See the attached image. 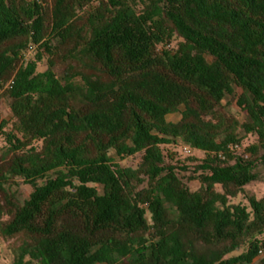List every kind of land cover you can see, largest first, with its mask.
Here are the masks:
<instances>
[{"label": "trees", "instance_id": "trees-1", "mask_svg": "<svg viewBox=\"0 0 264 264\" xmlns=\"http://www.w3.org/2000/svg\"><path fill=\"white\" fill-rule=\"evenodd\" d=\"M1 99L12 264H264V197L232 202L264 170V0H0ZM71 193L121 236H44Z\"/></svg>", "mask_w": 264, "mask_h": 264}, {"label": "rangeland", "instance_id": "rangeland-1", "mask_svg": "<svg viewBox=\"0 0 264 264\" xmlns=\"http://www.w3.org/2000/svg\"><path fill=\"white\" fill-rule=\"evenodd\" d=\"M36 48L31 49L25 55L26 58H29L34 55ZM226 102L229 103V108L233 114H235L238 118L244 119L245 115L241 111V109L237 106L236 100L232 97H227ZM169 120L177 121L180 118V114L171 115L168 117ZM7 121L8 127L12 125L11 119V111L5 99L0 100V122ZM255 140V137L251 135H247L244 137L243 145L247 147L250 143ZM185 154L190 153L191 155H201L200 152L194 150H186V148H182ZM142 153H135L127 156L124 160L118 159L114 165H118L122 168L127 166H135L141 160ZM258 179L255 182L250 183L244 188V191L240 192L235 198L232 199L233 203H241L244 205H248V201L245 197L246 193L251 194L254 193L258 197H264V170L261 166L258 167ZM42 181H39V183ZM5 187H7L10 191V195L6 198L11 201V206L13 215H11V210L8 209L9 217L12 218L16 212V208L22 206L26 200H28L31 196V193L34 190V185L30 183H26L23 179L20 178H5ZM190 188L195 191L199 187V183L197 181H193L190 184ZM99 194H102V187H98ZM72 193H75L74 191ZM69 194V198L67 199L65 206L63 209L56 215L54 221L52 222L50 233L43 234L44 236H51L55 239L63 238V235L69 233L70 231L75 232L78 237L82 240L88 239H97L104 238L107 233H110V236L118 238L121 236L122 232H117L115 229L108 228H95L94 225V217L91 215V210L88 206H90V199L83 195L77 196L76 194ZM93 201V199H91ZM12 216V217H10ZM147 219L150 220V216L147 215ZM42 234V233H41ZM264 239V236H262ZM0 264H12L11 258L7 252H4L2 249V244L0 242Z\"/></svg>", "mask_w": 264, "mask_h": 264}, {"label": "built area", "instance_id": "built-area-1", "mask_svg": "<svg viewBox=\"0 0 264 264\" xmlns=\"http://www.w3.org/2000/svg\"><path fill=\"white\" fill-rule=\"evenodd\" d=\"M30 50H31V49H30ZM186 150L190 151L189 148H186ZM237 153H238L239 155H241V156H244L245 158H248V156H249L247 153H244V150H243V149H239V150L237 151ZM263 253H264V247L260 248V250H259V254H263Z\"/></svg>", "mask_w": 264, "mask_h": 264}]
</instances>
